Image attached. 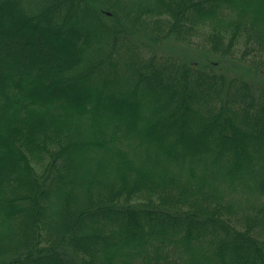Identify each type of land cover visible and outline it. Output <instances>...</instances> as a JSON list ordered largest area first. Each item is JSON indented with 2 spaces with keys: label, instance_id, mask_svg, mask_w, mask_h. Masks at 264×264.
I'll return each mask as SVG.
<instances>
[{
  "label": "trees",
  "instance_id": "obj_1",
  "mask_svg": "<svg viewBox=\"0 0 264 264\" xmlns=\"http://www.w3.org/2000/svg\"><path fill=\"white\" fill-rule=\"evenodd\" d=\"M0 264H264V0H0Z\"/></svg>",
  "mask_w": 264,
  "mask_h": 264
},
{
  "label": "rangeland",
  "instance_id": "obj_2",
  "mask_svg": "<svg viewBox=\"0 0 264 264\" xmlns=\"http://www.w3.org/2000/svg\"><path fill=\"white\" fill-rule=\"evenodd\" d=\"M142 36V40L146 43L151 44L152 46H154V48H156L159 51H163L164 53L167 54H173L176 56H180L181 58L186 59L187 55L185 53V51L177 46L176 44H174L173 42L167 41V42H160L158 44H155L154 41H152L151 37H149L148 35H141ZM211 59V61L214 63H217V58L215 57H209ZM227 70L230 72H227V74H229L231 77L232 76H241V75H247L248 73L242 72L239 68H234L232 66H226ZM226 72V71H225ZM246 78H248L247 76H245Z\"/></svg>",
  "mask_w": 264,
  "mask_h": 264
}]
</instances>
